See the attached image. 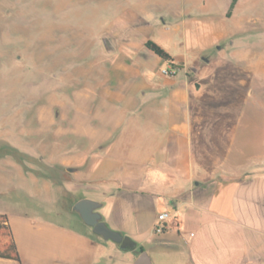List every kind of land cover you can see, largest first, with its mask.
Wrapping results in <instances>:
<instances>
[{
  "label": "rangeland",
  "instance_id": "obj_1",
  "mask_svg": "<svg viewBox=\"0 0 264 264\" xmlns=\"http://www.w3.org/2000/svg\"><path fill=\"white\" fill-rule=\"evenodd\" d=\"M178 17L195 21L193 27L203 26L206 34L218 28L229 33L218 48L197 56L195 65L200 73L216 74L205 84L209 108L203 115L220 121L210 152L223 160L220 141L231 137L235 174L227 176L248 177L264 140V0H0V215L20 255L19 263L0 264H77L76 257H85L80 247L49 234L50 227L103 245L99 264L132 263L135 255L99 240L72 212L75 201L102 203L107 189L66 184L69 195L58 189L68 179L55 161L67 145L58 131H67L75 118L85 123L86 113L99 115L124 25L157 39L171 34ZM98 212L104 218L105 209ZM4 240L0 230V244Z\"/></svg>",
  "mask_w": 264,
  "mask_h": 264
},
{
  "label": "crops",
  "instance_id": "obj_2",
  "mask_svg": "<svg viewBox=\"0 0 264 264\" xmlns=\"http://www.w3.org/2000/svg\"><path fill=\"white\" fill-rule=\"evenodd\" d=\"M174 24L169 36L157 39L125 25L118 31L99 115L86 113L85 123L75 118L67 131H58L59 142L67 145L55 161L68 173L58 189L68 195L66 184L107 189L102 220L136 243L134 251H126L135 255L131 264L142 253L152 264H264V140L260 162L250 166L256 171L242 179L228 177L235 174L229 164L233 139L220 141L226 151L217 159L210 151L220 121L203 115L209 108L205 84L216 74L200 73L195 65L197 56L218 48L229 33L218 28L206 34L203 26L180 17ZM168 66L178 72L163 76ZM26 173L55 187L46 177ZM161 214L168 219L164 232L156 234ZM48 229L85 251L77 264H99L103 245L91 236Z\"/></svg>",
  "mask_w": 264,
  "mask_h": 264
},
{
  "label": "water",
  "instance_id": "obj_3",
  "mask_svg": "<svg viewBox=\"0 0 264 264\" xmlns=\"http://www.w3.org/2000/svg\"><path fill=\"white\" fill-rule=\"evenodd\" d=\"M101 204L91 200H80L75 203L72 212L76 214L83 224L92 230V234L106 242H112L120 247L123 251H134L136 243L129 237L111 230L103 221L99 214ZM134 264H152L150 257L142 253L135 260Z\"/></svg>",
  "mask_w": 264,
  "mask_h": 264
},
{
  "label": "trees",
  "instance_id": "obj_4",
  "mask_svg": "<svg viewBox=\"0 0 264 264\" xmlns=\"http://www.w3.org/2000/svg\"><path fill=\"white\" fill-rule=\"evenodd\" d=\"M152 50L160 57L164 59H168V56L159 48L154 46ZM21 161V160H20ZM22 162V161H21ZM27 171V170H26ZM37 175V174H36ZM40 176V175H37ZM78 201H75V203ZM75 205V204H74ZM0 230L5 232V240L0 244V260L12 261V262H20V255L17 250V246L12 236V232L10 226L8 224L6 216L0 215Z\"/></svg>",
  "mask_w": 264,
  "mask_h": 264
},
{
  "label": "built area",
  "instance_id": "obj_5",
  "mask_svg": "<svg viewBox=\"0 0 264 264\" xmlns=\"http://www.w3.org/2000/svg\"><path fill=\"white\" fill-rule=\"evenodd\" d=\"M177 72H178V69L176 67L168 66L167 68L161 71V74L165 77H171V76H174ZM167 219H168L167 214H161L158 216L159 224L156 225V227L154 228V232L156 234H162L164 232L165 225L163 224V222H165Z\"/></svg>",
  "mask_w": 264,
  "mask_h": 264
},
{
  "label": "bare ground",
  "instance_id": "obj_6",
  "mask_svg": "<svg viewBox=\"0 0 264 264\" xmlns=\"http://www.w3.org/2000/svg\"><path fill=\"white\" fill-rule=\"evenodd\" d=\"M62 3H63V5H64V2H62ZM68 4H70V3L68 2ZM63 5H62V6H63ZM75 5H76V4H75ZM73 6H74V5H73ZM73 6H72V7H73ZM64 7H65V6H64ZM68 8H69V7H68ZM75 8H76V7H75ZM63 11H64V10H63ZM67 11H69V10L67 9ZM63 13H64V12H63Z\"/></svg>",
  "mask_w": 264,
  "mask_h": 264
}]
</instances>
